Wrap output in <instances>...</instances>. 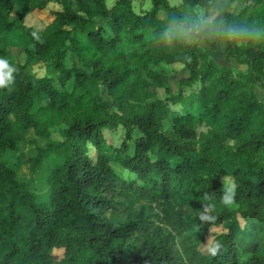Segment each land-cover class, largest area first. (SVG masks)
I'll list each match as a JSON object with an SVG mask.
<instances>
[{
  "label": "trees",
  "instance_id": "trees-1",
  "mask_svg": "<svg viewBox=\"0 0 264 264\" xmlns=\"http://www.w3.org/2000/svg\"><path fill=\"white\" fill-rule=\"evenodd\" d=\"M50 2L60 7L42 31L24 23ZM181 2L264 28V0ZM150 3L0 0V57L15 69L0 87V264H264V102L254 90L264 89V35L225 48L246 74L200 43H181L179 59L157 36L165 15L184 13ZM13 29L31 45L12 44ZM68 54L80 66L67 67ZM177 63L186 74L175 79ZM118 127L109 142L104 131ZM30 130L45 145L24 161L29 172L53 162L41 193L5 159ZM225 176L237 185L231 204Z\"/></svg>",
  "mask_w": 264,
  "mask_h": 264
},
{
  "label": "rangeland",
  "instance_id": "rangeland-1",
  "mask_svg": "<svg viewBox=\"0 0 264 264\" xmlns=\"http://www.w3.org/2000/svg\"><path fill=\"white\" fill-rule=\"evenodd\" d=\"M170 4L178 6L180 10L186 14L190 13L193 10H203L201 8H195L190 9L188 7L182 6L181 0H168ZM113 3V0H107V4L111 5ZM132 6L133 9L136 12L141 11H147L151 7L150 0H132ZM59 5L54 2H50L47 7L43 10H34L28 13L24 18V23L30 27H32L36 31H42L45 26L52 20L53 15L51 14V11L54 9H59ZM242 7V4L238 1H235L231 4L230 10L237 12ZM145 25H148L150 27L154 28V23L152 21L145 22ZM154 33H158V30H154ZM10 41L14 45L18 46H29L31 45L29 41L22 35H20L15 29H13L10 37ZM181 43L177 42L175 44H172L174 51L178 54L179 59H186L188 57L187 53L181 50ZM201 45V44H200ZM213 45V46H212ZM208 46H202L214 60L223 66L230 67L235 73H241L246 74L249 72V67L246 64H240L238 63L234 58L227 57L225 53L226 46L223 45L221 42L220 44H212ZM73 63H76L78 66H80V62L78 61L77 57L68 54L65 60V64L67 67L71 66ZM173 69L175 70L174 78L177 79L179 76L186 74V70L182 68L181 64L177 63L172 65ZM34 71L40 76L45 73V69L43 66H35ZM175 79L172 81L171 85L172 88H174ZM102 87L100 86V89ZM254 90L257 94V96L264 102V89L259 87L258 85H254ZM159 96H163L162 91H159ZM105 137H107L109 142H112L114 144H118L121 138V127H118L116 130H109L106 129L104 131ZM54 138L57 137V134H54ZM27 139L31 140V143L27 145H20L15 151L8 152L5 156V159L7 163L11 166H14L16 168V173L19 179L22 181H29L33 185V190L41 193L43 189V176L45 175L48 167L53 163H47L43 169L39 170L38 173L32 174L29 172L27 165L24 163L26 158L33 154L35 151L36 146H44L45 145V139L42 137H39L35 134L33 130H30L27 133L26 136ZM89 144V143H88ZM89 154V149H88ZM91 157H95L96 151L95 147L94 150L89 154ZM114 168L119 171L122 176L128 177L130 173L128 170L123 169L119 167L118 165L114 164ZM229 180H232L231 177H222L221 181L223 184V187L225 186V183ZM233 181V180H232ZM43 197V196H42ZM221 230L220 227L213 228L207 237L206 240V246L208 247L216 232H219Z\"/></svg>",
  "mask_w": 264,
  "mask_h": 264
},
{
  "label": "clouds",
  "instance_id": "clouds-1",
  "mask_svg": "<svg viewBox=\"0 0 264 264\" xmlns=\"http://www.w3.org/2000/svg\"><path fill=\"white\" fill-rule=\"evenodd\" d=\"M162 30L157 39L161 43L177 42L185 45L200 43L202 46L223 43L243 44L245 42L259 39L264 35V28L229 22L215 12L193 10L183 15H165L161 22ZM14 66L5 57H0V87H5L12 81ZM89 154L94 146L88 144ZM236 183L229 180L225 183L222 202L231 204L236 195Z\"/></svg>",
  "mask_w": 264,
  "mask_h": 264
}]
</instances>
